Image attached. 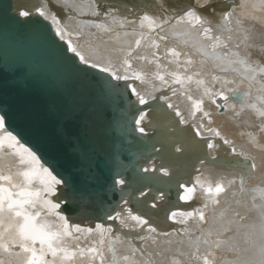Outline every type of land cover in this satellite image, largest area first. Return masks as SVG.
<instances>
[{
  "label": "snow or ice",
  "instance_id": "6c2138e0",
  "mask_svg": "<svg viewBox=\"0 0 264 264\" xmlns=\"http://www.w3.org/2000/svg\"><path fill=\"white\" fill-rule=\"evenodd\" d=\"M9 25L43 56L0 63V264H264V0H0ZM100 97L141 146L104 162L119 199L85 216L57 165L103 170Z\"/></svg>",
  "mask_w": 264,
  "mask_h": 264
},
{
  "label": "water",
  "instance_id": "95a60500",
  "mask_svg": "<svg viewBox=\"0 0 264 264\" xmlns=\"http://www.w3.org/2000/svg\"><path fill=\"white\" fill-rule=\"evenodd\" d=\"M7 2V0H5ZM27 2V0H25ZM35 2V0H32ZM31 28L9 25L7 32L0 31V63L16 64L38 62L43 52L39 46L29 40ZM96 112L94 116V136L92 143L98 153L94 164H99L102 171H98L97 178L84 181L75 176L77 162L71 153L65 152L60 156L58 167L66 174H73V183L76 185V208L85 216L98 215L102 205L119 199L118 192H106L107 170L104 162L111 161L117 154L134 159V154L140 150L139 133L133 131L134 124H129L123 105L118 98L106 99L100 97L95 101ZM19 124L16 121L13 126ZM22 127V126H21ZM31 139V137H29ZM40 152L50 158L45 148L36 143ZM159 162V161H158ZM171 225V221H167ZM167 230H171V226Z\"/></svg>",
  "mask_w": 264,
  "mask_h": 264
},
{
  "label": "bare ground",
  "instance_id": "6f19581e",
  "mask_svg": "<svg viewBox=\"0 0 264 264\" xmlns=\"http://www.w3.org/2000/svg\"><path fill=\"white\" fill-rule=\"evenodd\" d=\"M171 3L176 4V5H185L189 2V0H170ZM192 2H194V0H192ZM214 3L216 4H223L225 3V0H213ZM259 56V54H257ZM264 58V57H261ZM223 124V131L229 135L230 138L234 139L237 143H241L244 138L239 136V129L233 127L230 123L228 122H222ZM249 183H253L252 181H249ZM247 218H250L247 217ZM161 220H163V214H161ZM169 226H171L169 223H167ZM161 226L163 227V224H161Z\"/></svg>",
  "mask_w": 264,
  "mask_h": 264
}]
</instances>
